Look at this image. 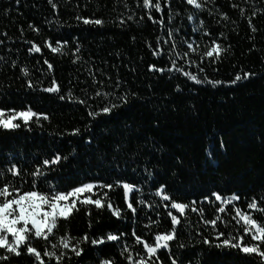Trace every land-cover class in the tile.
Here are the masks:
<instances>
[{
	"label": "trees",
	"instance_id": "trees-1",
	"mask_svg": "<svg viewBox=\"0 0 264 264\" xmlns=\"http://www.w3.org/2000/svg\"><path fill=\"white\" fill-rule=\"evenodd\" d=\"M54 2L58 5L56 11L48 0H20L19 4L16 0H0V33L7 32V37L0 35V40L5 41L0 45V56L4 57L0 60V108L24 110L31 106L34 111L47 113L50 118L42 121V128L33 125L32 131L23 127L15 132L0 130V167L15 157V162L30 172L43 158L51 157L57 151L68 155L74 150V155H70L58 171L49 173L51 182L65 190L83 182H111L120 178L139 184L145 193L154 191V185L165 184L176 200L184 202L213 190L225 194L235 192L241 196L239 206L247 210L244 197L250 199L264 190V0H214V3L207 4L206 10L198 13L196 23L203 19L204 28L212 37H203L202 40L199 33H191L192 25L187 20L189 10L193 13L196 10L183 0H171L174 25H180L183 32L200 40V51L206 50L211 38H216L225 48L230 46L214 64H209L205 58L202 65L205 72L199 73L201 78L206 74L211 80L223 82L215 87L207 82L194 84L179 73L172 74L170 79L167 72L162 75L148 71L151 64L171 66L167 56L162 59L154 57L148 47L149 43L155 47L158 36L167 37L159 24L147 19L142 6L137 7V0H126L127 8L125 0ZM161 3L163 7L164 0ZM233 3L239 8H233ZM241 8L244 9L243 15ZM168 10L165 7L163 13L152 14L157 19L163 15L167 23ZM225 13L227 20L222 19ZM77 15L99 18L104 24L84 25L75 19ZM129 15H133L132 20L127 19ZM249 18L257 29L255 32L249 26ZM120 19L125 20L123 26L119 25ZM29 24L38 28L39 34L30 29ZM58 39L68 41L62 49L64 55L53 54L43 46L45 40L53 41L56 46L54 42ZM25 40L41 46L42 53L30 54L27 50L31 45L24 43ZM77 41L81 46L78 55L82 60L74 64L75 57L71 52ZM164 47L167 50V46ZM45 58L53 64L51 72L43 63ZM13 61L17 65L15 68L11 67ZM22 68L28 69L29 77L22 75ZM89 69L106 84H114L117 78L123 81L121 94L125 89L137 94L135 98L129 97L130 103L119 109L107 123L93 122L91 144L84 142L88 133L83 130L91 120L85 106L39 90V87L49 86L55 77L62 87V94L67 95L71 89L74 97L86 98L82 90L92 95L99 86L92 84ZM185 70L197 74L194 66ZM242 70L256 75L235 85L227 83L237 73L242 75ZM29 79L42 83L33 91L26 86ZM177 85L181 89L179 92L176 91ZM90 103L95 106L94 101ZM74 128L81 129L83 139L67 135ZM146 166L152 172L151 179L144 172ZM26 179L29 183L23 185L24 191L31 187V177ZM109 195L114 205L126 208L122 189ZM203 207L205 218L223 215L230 221L227 228L218 221L220 230L226 234L234 227L238 228L230 215L216 213L213 205ZM91 211V217L83 208L74 212L60 232L67 229L73 236L89 232L94 237L121 230L131 232L130 213L126 220H117L107 209L97 210L92 206ZM145 212L147 209L140 212L142 223L136 225L141 235L146 231L143 228V223H147ZM160 213L159 227L154 226L153 232L169 230L170 218L162 208ZM255 217L264 219L259 213ZM190 219L193 225L199 223L196 214H191ZM199 228L205 236L215 235L210 226L209 231H203L202 224ZM182 231V242L190 245L183 257L186 260L198 257L201 264H249V259L235 250L221 252L199 243L200 237L195 235L194 228ZM36 246L42 250V242H37ZM84 247L86 252L80 258V264H96L98 256L114 257L116 264H125L116 242L101 245L99 249L90 245ZM173 252L180 253L181 250L174 247ZM188 252L196 253V257L188 256ZM162 259L164 264H170L166 253ZM10 264H32V260L24 255L13 257ZM72 264H77L75 257Z\"/></svg>",
	"mask_w": 264,
	"mask_h": 264
},
{
	"label": "snow or ice",
	"instance_id": "snow-or-ice-1",
	"mask_svg": "<svg viewBox=\"0 0 264 264\" xmlns=\"http://www.w3.org/2000/svg\"><path fill=\"white\" fill-rule=\"evenodd\" d=\"M20 0H16L19 4ZM187 6L196 10L195 13L189 10L187 20L192 25L191 33L200 34V40L203 37H212V34L204 28V20L200 19L198 23L197 15L206 10V5L214 3V0H183ZM48 4L56 11L58 5L54 0H48ZM124 6L127 8L125 0ZM145 10V15L153 24H159L161 30L164 31L166 39L158 36L156 38V45L153 47L150 43L148 47L152 50V55L157 58H164L167 56L170 62V67H158L156 64L148 66L149 72H159L164 74L167 72L169 78L172 74L179 73L187 77L194 84H202L207 82L213 87L223 83L219 80H211L205 74L203 78L199 73H204L205 69L202 66L207 58L209 64H214L221 60L222 54L227 53L229 48H225L221 43L217 42L216 38H211V44L206 45V50L200 51V40L192 38L188 33L183 32L180 25H174V19L171 11V0H164L162 7L161 0H137V7ZM167 7L168 19L165 23L164 16L161 15L159 19L153 16V12L163 13ZM233 8H239V5L233 3ZM243 15L244 9H240ZM209 15L212 11L208 9ZM180 15L179 12L176 13ZM255 15V13H253ZM77 21H82L84 25L103 26L102 19L84 18L79 15L75 17ZM128 20L133 19V15L127 17ZM141 19H144L141 16ZM222 19L227 20V14H222ZM125 24L124 19L119 20V25ZM249 26L252 31L257 29L252 25L249 18ZM29 28L39 34V29L34 25L29 24ZM0 35L7 37V32L0 33ZM221 36L223 33L220 34ZM21 36H23V29L21 28ZM177 37H180V42H177ZM135 39V37H133ZM5 43L0 40V45ZM24 43L30 44L28 52L42 53L41 46L33 41L25 40ZM56 46H53V41L45 40L44 47L50 50L53 54L65 53L62 51L68 45L67 40H56ZM167 46V50L165 47ZM8 51H11L9 48ZM81 51L79 42L75 44L74 51L71 55L75 57L72 63L81 61L82 57L78 55ZM0 60H4L0 56ZM182 62V63H181ZM39 63V61H37ZM43 63L47 65V70H53V64L48 59H44ZM84 63H87L84 61ZM16 62L11 64L15 68ZM196 68L197 74L185 70L186 68ZM24 77H29L30 73L27 68L21 69ZM242 75L237 73L235 78L227 83L235 85L242 80H248L254 77L256 73L243 71ZM103 74V73H102ZM89 75L92 77V84L95 87L92 95H88L86 90V98L74 97L71 89L68 90L67 95L62 94V87L53 77L49 86L39 87L40 81L34 83L31 79L27 81V88L35 91L38 87L44 93L56 94L58 99H67L71 103H78L84 105L88 110L87 115L91 118L88 124L85 125L84 132L88 133V139L84 142L91 144L93 142L94 127L93 122L101 124L107 123L110 118L118 112L119 109L125 107L130 103L129 97H136V93L129 89H125L123 94L120 93L123 81L119 78L115 83H107L104 80H98L89 69ZM106 75V74H104ZM111 81V77H107ZM108 88L110 90L105 91ZM181 89L179 85L176 91ZM90 101L95 102V106ZM107 118V119H105ZM47 113H39L28 106L24 110L3 109L0 108V130L3 132H15L22 127L26 131H32L33 125L36 127H43L42 121H49ZM67 135L79 136L83 139L80 128L72 129ZM223 147V143H221ZM70 155H62L57 151L51 157H45L39 163L35 164L34 170L27 171L21 165L15 162V157H12L7 165L0 167V262H7L10 264L13 257L28 256L32 260V264H72L73 258L80 264V258L85 254V245L92 246L93 249H99V246L108 244L109 242H116L118 252L125 261V264H164L162 255L167 254V260L170 264H201V259H184L185 251L190 248V245L182 242L184 231L189 228H194L195 235L200 237L199 243L207 246L209 249L216 248L221 252L227 250L229 252L235 250L238 254L243 255L249 259V264H264V219H257L256 213L264 217V190L259 195H253L250 199L245 196L244 210L239 206L241 196L235 192L230 194L222 193L218 190L210 191L203 194L200 198L188 200L187 202L176 200L168 191L165 184L153 186L154 191L145 193L144 189L136 183L128 182L117 178L111 182L94 181L83 182L68 190L62 188L59 184L51 182L49 173L58 171L63 162L69 159ZM55 166V167H54ZM145 174L151 179L152 172L146 166ZM31 177V187L24 191L23 185L29 183L26 177ZM19 180V183H17ZM117 189H122L123 203L126 208L114 205L110 193ZM152 197V199H149ZM215 206V211L218 214H225L231 216V221H235L233 231L220 230L218 221L224 225L225 228L229 226L230 221L226 220L223 215H216L215 218H205V208L203 205ZM94 206L97 210L107 209L112 216L117 220H126L127 214H131V232L119 231L108 232L105 235L94 237L89 232L84 233L83 236H73L69 230L63 233L60 229L70 222V217L74 212H79L83 208L89 217L92 216L91 208ZM231 206V207H229ZM166 213V217L170 218L169 230L165 232L152 231V228L159 227L160 209ZM147 209L145 216L147 223H143V228L146 230L143 235L138 234L136 225L142 223L140 212ZM191 214H196L199 217V223L193 225L190 217ZM99 223V221H97ZM199 224L204 226L203 231L210 229L214 236H205L199 228ZM89 229L92 228V221H88ZM129 236L131 240H129ZM37 242H42V250L36 246ZM177 247L181 250L180 253L173 252V248ZM163 250V252H162ZM188 256L196 257V253L188 252ZM96 264H116L114 257L98 256Z\"/></svg>",
	"mask_w": 264,
	"mask_h": 264
}]
</instances>
